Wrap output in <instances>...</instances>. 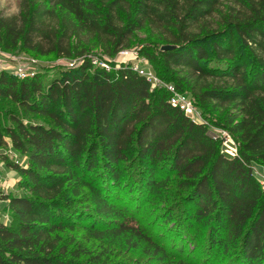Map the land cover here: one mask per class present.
I'll use <instances>...</instances> for the list:
<instances>
[{"label": "trees", "instance_id": "obj_1", "mask_svg": "<svg viewBox=\"0 0 264 264\" xmlns=\"http://www.w3.org/2000/svg\"><path fill=\"white\" fill-rule=\"evenodd\" d=\"M217 3L29 0L20 19H0V43L68 59L97 46L114 56L148 29L140 55L240 145L228 155L129 64L107 69L84 57L76 69L23 80L2 71L0 99L46 122L12 113L14 126L0 123V148L28 156L13 166L24 195L4 197L0 264H123L112 254L142 243L164 260L167 250L131 227L116 201L154 204L164 192L166 224L207 228L209 256L264 264V0H241L245 12L216 27L204 21ZM154 24L168 36L153 40ZM168 45L177 48L163 52Z\"/></svg>", "mask_w": 264, "mask_h": 264}, {"label": "rangeland", "instance_id": "obj_2", "mask_svg": "<svg viewBox=\"0 0 264 264\" xmlns=\"http://www.w3.org/2000/svg\"><path fill=\"white\" fill-rule=\"evenodd\" d=\"M26 1L28 2L29 0H0V19H20L22 11L26 8ZM35 1L44 3L49 0ZM243 11L245 12V8L241 3V0H218L217 10L204 22H210L211 25L217 27L219 22L224 21V19L229 17L234 18L237 14L242 13ZM48 23H50V21H48ZM152 29L155 33L154 38H152L153 40L157 35L160 36L159 33L168 36L165 29H159L155 24L152 26ZM149 35L150 31L148 29L137 32L132 41L131 47L124 50L128 51L130 56L134 53L140 54V51L145 44L151 41ZM120 52L114 56H110L106 54L100 46H97L90 52L85 53L84 57L95 60L93 62L94 65H101L107 69H111L112 66L119 69L128 64L131 67L140 64L141 60L134 59V56L125 57L121 55ZM84 57L77 56L71 59L58 58L56 56L39 57L36 54L23 50L20 45L18 47H12L8 41L3 40L0 43V72L6 71L13 74V71H8L7 69L11 66H15L19 62H24L32 67L31 72H34L35 76L40 74L42 78H44L55 74L58 69H76L80 66L79 63ZM151 68L153 72L156 73L152 65ZM161 80L166 84L174 85L163 79ZM199 110L204 120V124L208 126L210 135L220 138L223 143L229 139L231 143H229L228 146L237 151L240 145L234 137L227 130L214 124V118H216L217 115H204L202 110ZM0 111L1 127L14 126L13 122L10 120V114L12 113L17 116L19 115L25 123L46 122V120L41 117L24 113L10 100L0 99ZM226 149L225 146V152ZM24 159L28 160V156L12 149L10 146L0 148V169L2 170V179L0 181L1 221H5L4 217L5 214H7L8 202L4 200V197H6V195H24L25 193L18 185L21 175L13 167L15 164H18V160L23 161ZM263 174L264 167L257 165L256 175L259 176ZM2 180L4 181L3 184H1ZM170 190L174 191L175 188L171 187ZM169 198L171 197L164 192L163 199H166V201H157L154 204H148L146 201L144 204L138 205L136 204L135 199H131L130 196H124L123 198L116 200L118 207L122 208L124 212L127 213V223H129L131 227H135L138 231L145 233V235L152 240L153 244L164 247L169 253L167 254V257L164 260H157L151 256L153 251L146 250L148 248L146 247L147 244L142 243L134 248L131 245L123 246L122 250H117L116 253L112 254L113 258H111V261L123 264H230V261L225 258H215L214 256H209L207 253L208 241L206 240V237L209 232L207 228L202 229L197 226L188 227L187 225H175L173 222L166 224L167 210H169L168 206L172 205L168 202ZM179 209L180 208H178V210ZM188 209H190V207ZM110 228L112 229L113 226ZM145 251L148 253L145 254Z\"/></svg>", "mask_w": 264, "mask_h": 264}, {"label": "built area", "instance_id": "obj_3", "mask_svg": "<svg viewBox=\"0 0 264 264\" xmlns=\"http://www.w3.org/2000/svg\"><path fill=\"white\" fill-rule=\"evenodd\" d=\"M121 55L125 57H135L134 59L141 60L140 64L132 66V69L137 72L140 76L144 77L148 83L151 85L152 89H163L169 92L170 98L169 102L172 106L176 107L180 111H182L187 117H189L194 123L203 124L204 120L202 118L201 112L198 109V107L195 105L193 100L188 97L183 92H180L175 85H170L164 83L156 73L153 72L150 62L145 57H142L139 53H134L130 56V53L126 50H122L120 52ZM132 54V53H131ZM32 67L28 63L19 62L15 66L9 67L7 69L8 71H13V74L18 79H27L32 78L35 76L34 72H31ZM231 143V141L228 139L223 143V146L225 148L226 146V153L230 156H236L238 153L236 149H231V147L228 146V144ZM238 150V149H237ZM27 159H24L23 161L18 160V164L22 166H27ZM260 178L261 185L264 187V174L258 176ZM2 179V171L0 169V181ZM4 181L2 180L1 184H3ZM5 223L9 222V216L5 215Z\"/></svg>", "mask_w": 264, "mask_h": 264}, {"label": "water", "instance_id": "obj_4", "mask_svg": "<svg viewBox=\"0 0 264 264\" xmlns=\"http://www.w3.org/2000/svg\"><path fill=\"white\" fill-rule=\"evenodd\" d=\"M176 48H177V46H171V45H168V46H163V47L161 48V50H162L163 52H165V51L175 50Z\"/></svg>", "mask_w": 264, "mask_h": 264}, {"label": "crops", "instance_id": "obj_5", "mask_svg": "<svg viewBox=\"0 0 264 264\" xmlns=\"http://www.w3.org/2000/svg\"><path fill=\"white\" fill-rule=\"evenodd\" d=\"M11 147V146H10ZM2 171V170H1Z\"/></svg>", "mask_w": 264, "mask_h": 264}]
</instances>
